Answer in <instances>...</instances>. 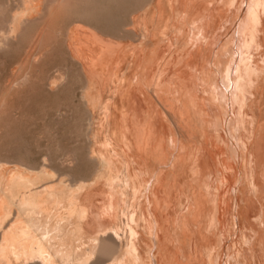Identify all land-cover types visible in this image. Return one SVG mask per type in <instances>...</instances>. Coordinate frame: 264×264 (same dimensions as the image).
Here are the masks:
<instances>
[{"label": "bare ground", "instance_id": "6f19581e", "mask_svg": "<svg viewBox=\"0 0 264 264\" xmlns=\"http://www.w3.org/2000/svg\"><path fill=\"white\" fill-rule=\"evenodd\" d=\"M69 1L70 0H23L22 2L26 5V9H25L26 11L31 10L33 13V12L40 11V9H41V11L43 10L42 16L39 14V17H37V18L41 17V19L43 20V16L45 17L46 13L48 14V16H46V17H49L47 19H51L55 14H57V15L59 14L56 12L61 11V10H59L61 8H62V10L64 8H67V11H68L69 7H67V6H69V4H72L73 1L75 3L76 0H71L72 1V2L70 1L71 3ZM78 1H80V0H78ZM82 1H80V4H84L85 0L83 2ZM93 1H96V0H93ZM97 1H96V3H97ZM103 1H105V0H103ZM103 1H100V2L103 3ZM206 1L207 0H148V2H147L145 0L146 3L142 4L144 6L141 5L142 7L139 8L141 13L140 14L137 13L138 15L132 14L131 17L132 16L133 17H132L131 21L129 20L130 21L129 23L124 24V25L121 24L123 26V29L122 30L120 29V30L121 31L124 30L125 33L123 32L124 33L123 36H127V38L126 37L123 38L125 40V41H123L124 42L123 44H121L120 40H119L120 42L118 43V39L122 34L117 35V33L114 32V34H112V36H110L111 33L108 32V33H110V35H108V33L106 32L107 33V35H106L104 33H101L100 30L97 31L98 29H96L97 28L96 25H95L96 26L95 27L94 24L89 22L90 24H92L90 27L89 26L90 24L89 25L86 24V22L88 23V21H91V20L87 21V18H88L87 16L86 17L81 16V15H83V13L85 11L82 12V14H80L79 17L81 16V19H83L82 17L86 18V19H84V20H86L85 24H86V26H89V27L84 28L81 26L80 27L75 26L73 29V32H71L70 36H68V32H67L66 36L63 35L65 37H67V36L69 37V38L67 37L66 41H68V39L70 41L69 45L72 46L71 56L73 57L72 60L75 59V61H74L75 63H77V61L80 62V61L84 60V58L86 57L85 54H87L88 59H90L89 56L91 57V56H97L98 55V53H96L95 55H92L94 53V52H92L93 50H91L92 54L89 53L88 51L84 52V51L78 50V48L76 47V44L78 42L76 43V41H78V39L80 37H82V38L84 37L85 40H87V42H91L93 44L92 47L94 46L96 50H99V51L101 50L102 52L100 51V53H103V49H105V50L108 49L109 51H111V54L113 53L114 55H116L115 57L113 56V58H115V59L117 58L116 61L122 60L123 59L122 57H124V56L131 55L130 57L134 58V60H132V61L135 62L136 66H139L143 60L146 62L145 63L146 66H145V69H143L144 71L142 73L143 74L142 80L136 79V82H137L136 87L135 86L132 87L133 84L131 85L130 84L131 82L127 81L129 83V85H131V88L128 87L129 89L126 91L124 89H122V90H124V92L120 96V100L122 102L121 114H118V111L120 110V108L118 106L119 100L113 101V99L111 100L109 97L108 98L104 97V92H105L106 88H108L107 90H109L110 86L107 85L108 87H105L106 86L105 85L104 86L105 89L103 91V82H102L103 80L100 81V79L103 77H100V79H99V78H97L98 76L95 77V74H94V77L88 75L89 80H87V79L86 80L89 82L85 81V82H87V84L88 83L90 84L91 88H89L87 90V92L84 94V96L82 95V99L84 100V105L86 106V111L88 112L89 115H92V119L94 120V123H95V124L93 123L94 125L92 124L93 120L90 122V125H93V126L92 127L90 126L92 128L90 130V131H92V140L90 141L91 146H90V155H89L90 160L94 161L95 162L94 164L96 165V172L94 169L95 175H93L94 178H91V179L87 178L86 180H83V181L81 180V182L80 181H74L73 183L71 180L70 183H66L65 180L62 178L63 177V174H62L61 180L59 178L60 181L57 183H54L55 181H53V179H56V178H52L53 177L52 176L53 170L48 171V170L44 169L46 167L41 168V170H39V168H38V170H37L36 166H34L35 168H33L30 166H27L26 165L27 163L24 164V166L26 165L25 167L23 166V163H22V167L15 165V166H12L11 168L5 169V170L3 169L4 167H0V264H27V263H29V264H63V263L64 264H87L90 261L91 262L89 264H149L145 261V258L143 256V251H142L143 248H141V244L143 242L144 235L140 232V230L136 229V227L138 225L135 227L134 224L135 225L138 224L139 221L141 223V219L143 216L144 221L146 223V225L144 224L145 229L147 228L149 230L150 235L153 236L154 231L156 230V226L158 225L159 229L162 230L164 232V234H166V236H167L166 238H168V234H169L168 232H170L169 231L170 228L167 224L162 225L161 221H163V219L161 217L162 215H160L159 210L161 207H163V204H165V202H167V200L170 199V195H169L168 199L166 198V195H167L166 189H167V191H168V189H170L169 191L171 192L172 189L175 188L172 185H171V188H167L169 183H170L169 181H171V179H172V177H170L169 175L173 174L172 172H174V171L179 172L180 170H183L184 165L186 167V163H187V165L191 164L190 162L188 163L186 161L192 155V153L190 152V150H191L190 147H192V146H188V145H190L189 142L187 144L182 139L181 133H183V131L178 130V129L177 130L179 132H177V130L176 131L174 130V132H176L175 136H177V137H174V135L172 136L171 135L172 133H171L170 137L171 136L172 137L170 139H166V140H167V144L174 147V151H176V149H178L179 153H175L173 151L174 153L171 154L170 153V152H172L171 150L169 152L167 151L169 154H171L170 158L167 157L168 160L164 159L167 156V154H166L167 152L164 153V151H163L164 155H162V152H161L162 150L160 151L161 156L166 155L164 158L160 157L159 156L160 154H157V153L155 154V152L158 151V148H160V146H161V149L164 148L163 142H165V138H166V137L165 138H163V137L159 138L160 140L156 138V140H155L154 137L156 136V134L154 136V132L156 131L155 130L156 125H155V123H153L154 121H152V124H150V121L152 120L150 118L151 117L150 110L156 111V113L158 114L159 111L155 110L156 108H155V105H153V104H154V102H156L155 104H158L157 103V101L159 100L158 97L161 98V96H159L160 95V93H159L158 97L156 96L158 100L153 102L154 96L152 98V96H151L152 94H150L152 92L149 91L152 89L148 88V87L152 86V85L150 86L151 80H152V83H154L153 79L157 75V72H160V78H161L160 83H161V87H162V86H167L168 82H171V81H169L170 78L173 79V77L175 78V76L177 77V75L180 74V70L182 69L183 65L185 66V64H186L189 68H191V70L193 71V74H194V79L191 78V82H188L187 88H189V89L187 92L192 93V97H193L192 99L195 102L194 103L195 105L193 106L195 108H193V107L192 108L194 110L196 109V111L202 115L204 121L202 120L200 114L196 115V117L200 116L201 121H203L207 124L209 130L216 132V134H218L220 137H222L220 135L221 133H225V135L227 137V141L229 140L230 142H232V139H231L232 136L230 137V134L232 132H234V130H232L233 129L232 125H234V126L239 125V129H243V128L245 129V123L248 121L250 126H249V129L248 128L247 129L249 130L250 136H252L251 138L252 139L254 138V139H253V142L251 141L250 145L245 144L246 152H248L247 155L249 154L250 160L252 162L256 163L257 165L264 163V123H262V121L264 119H262L263 118L262 113H261L262 115L259 113L257 114V115H260L259 118H257L256 113H255L257 108H260L259 106H261V105L257 104L256 109H255L254 106L256 104H254L253 107L250 104L252 102V99H253L252 103H254V102L256 103V101H257V103L264 102V96H262V94L264 93V81H262L263 79H260V78L264 77V0H221L219 3L217 0L218 4L217 5L215 4L216 5L215 7L210 8V9H212V10H209V11H211V14H208L207 16L205 15L206 11H208V9L206 10L207 6H205V5H207V4H205ZM209 2H210V7H211V4L214 6L212 0H210ZM92 3H94V2H92ZM24 4L21 3L20 5H18V8L20 9V7H22V6H24V8H25ZM98 4H99V2H98ZM75 5H76V7L79 6L78 2H76L74 4V7H75ZM94 7L96 9V7H98V6H94ZM137 7H139V6H137ZM88 8H89V6H88ZM90 8H91V6H90ZM21 9H23V8H21ZM79 9H81V8L73 9L74 12H72L73 10L72 11L70 10V11L72 13H75V12L77 13L76 10H78V12H79ZM45 11H46V13H45ZM12 13L13 12L11 11V14ZM60 13H62V11ZM85 13H84V15H86ZM67 14L69 15L71 13L68 12ZM75 14H73V15H75ZM91 14H92V12H91ZM1 15H3V14H1ZM23 15L26 16V14H23ZM57 15H55V16L60 17V15H62V14H59V16H57ZM88 15H90V14H88ZM18 16L19 15L17 14V16H15V17L13 16L14 19L12 18V21L14 20V26L12 27L13 31L15 29L17 30V28L19 27V23H20V19H21L20 18L21 13H20V16L19 17ZM25 16L21 20H25L26 19ZM30 16L31 15H29V17ZM65 16H63L62 18H64ZM67 16L65 19H68ZM56 17L55 18L53 17L51 20L52 21H53V19L57 20ZM75 17H77L78 22H79L80 18H78V14ZM8 18L10 19V15ZM34 18L36 19V17H34ZM70 18H72V17H70ZM47 19H45V21H47ZM179 19H180V21H179ZM26 20L28 21V23H32V21H33V19H32V21H31V19H30V21L28 19H26ZM56 20H55V24H56ZM58 20H60V18H58ZM76 20H75V22H77ZM27 21H26V24H28ZM40 21L37 19V22H39L40 25H42L43 23H45V24L47 23L44 21H42V23H41ZM72 21H73V18H72ZM81 21L83 22V20H81ZM5 22H6V24H5ZM9 22H7V20L4 21V23L2 24V25H4L3 27H5V25H7V23L10 24ZM63 22H64V20H63ZM63 22H61V23H63ZM22 23H24V25H21L22 27L23 26L27 27L30 25V24L25 25V22H22ZM35 23L36 22H34L33 24H35ZM61 23H60V26H61ZM79 23H77V24L79 25ZM12 24H13V22H12ZM37 24L38 23H36V26H37ZM82 24H84V23H82ZM82 24H80V25H82ZM44 25H42L43 28H45L47 26V25H45V27H44ZM32 26L33 25L31 24L30 27H32ZM92 26H93V28L94 27L95 28L92 29ZM22 27H21V30H23ZM190 27H192V29H193L192 30L193 34L195 36L200 37L199 41L197 43H193V42L189 43L186 40V39H188V40L191 39V38L187 37V34L188 33L190 34V32L187 33V30ZM7 28H8V25H7ZM39 28H41V26H39ZM43 28L41 30L42 32H40V33L38 32L39 30L37 29L38 30L37 31L38 36L36 35L37 38L34 36V38H36V39L33 38L34 40H36V41L40 40V42L42 41L41 38H42V35L44 34ZM49 28H50V26H49ZM49 28H48V30H49ZM55 28H57V27L55 26ZM45 29H47V27ZM62 29L64 30L62 32V34H63L66 31V29H64V26ZM5 30H8V29H6V27H5L4 31ZM25 30H28V29L26 28ZM48 30H46L47 33H48ZM116 30H118V29H116ZM59 31H60V29H59ZM59 31L57 33H52V34H58ZM111 31H114V30H111ZM176 31H178V34L175 33ZM1 32L3 34L2 36H4V38H2L0 35V37H1L0 40L2 39V41H4V43L2 41H0L1 46L3 45L2 47H6L8 45L7 43H6L7 45H5V42H6L5 40H7L9 37H12L13 35L15 36V34H17L14 32L15 34L12 33L13 34L12 36L8 35L7 36L8 38L5 39V37H6L5 32H7V31H5V32L1 31ZM17 32L21 33L19 31H17ZM26 33H27V31H26ZM115 33H116V35H115ZM174 33H175V35H173ZM21 34H23V32ZM62 34H61L60 38L62 37ZM113 35L116 36L117 43L115 42V38L113 37ZM47 37H49V36H47ZM16 38H18V37H16ZM52 38H53V36H52ZM65 39H64V41H65ZM192 39L194 40V38H192ZM192 39H191V41H192ZM34 40H32L33 46H34V42H36ZM81 41H84V40L81 39ZM38 43H39V41L36 43L37 47L40 46V45L38 46ZM84 43H85V41L82 42V44H84ZM82 44L80 42L81 46H82ZM194 44H195V47H194ZM85 45H88V44H85ZM85 45L82 47L85 48ZM2 47L0 48V50L2 49ZM32 47H31V51L35 50V49H32ZM41 47H40V50H41ZM67 47H68V45H67ZM37 49H39V48H37ZM87 49H88V47H87ZM89 50H90V48H89ZM29 51H30V49H29ZM38 52H40V51H38ZM70 52H71V50H70ZM106 52H108V51H106ZM27 53H29V52L27 51ZM30 53H33V52H30ZM67 53L69 54L68 56H70V53L69 52H67ZM35 54H32V55L30 54V55L33 56ZM30 55H29V57L27 55L28 60L30 58ZM103 56L105 57V55H103ZM103 56H101V57L103 58ZM108 58H109V56H108ZM33 59L35 61H37L35 58H33ZM115 59H113V60H115ZM96 60H98V58ZM105 60L107 61L108 59L105 58ZM124 60H123V63H124ZM129 60H130V58L127 61H129ZM183 61H185V63ZM25 62L26 61H24V63ZM86 62H84V63H86ZM109 62H111V60ZM120 62H122V61H120ZM120 62H119V64H120ZM26 63L24 64V66H26ZM29 63H30V61H29ZM72 63H73V61H72ZM94 63H93V66H94ZM98 63H100L99 60H98ZM91 64H92V62H91ZM110 64L109 65L111 68V67H113L112 65H114L115 62L114 63L112 62ZM83 65L84 64L82 61L81 66H83ZM130 65H132V64H130ZM87 66H88V63H87ZM89 66H91V65H89ZM101 66H104V64ZM119 66H121V65H119ZM85 68L88 70H91L90 68H87L86 65H85ZM101 68L102 67H99V69H100L99 72H102L103 68H102V70H101ZM115 68H116V66H115ZM124 68H125V66H124ZM124 68H121V69H124ZM114 69H110V71L112 72V70L114 71ZM132 69H133V66H132ZM132 69L130 68L129 72H131ZM82 70H83V67H82ZM128 70H129V67H128ZM137 70H139V69H137ZM96 71H98V70H96ZM96 71H94V72L96 73ZM121 71H123V70H121ZM83 72H84V70H83ZM86 72L87 71H85V73ZM88 72H90V71H88ZM85 73H84V75H86ZM121 73L124 74L123 72H121ZM125 73H126V71H125ZM115 74H117V73H115ZM137 74H138V71H137L136 75ZM108 75H110V73L108 74V72H107V76ZM133 75L134 74L132 73V76ZM102 76L109 78L103 74H102ZM118 76H119V78L121 77V75H118ZM118 76L115 78L114 74H113L114 79H117ZM127 76L125 74L126 78H128ZM82 77H84V76H82ZM113 77H110V78H113ZM130 77H131V75H130ZM20 78H21V75H20ZM19 79L17 78V80H19ZM131 79L132 78H130V81H131ZM23 80H24V78H23ZM180 80H182V79H179V82H181V84H184V82L182 83L183 80L182 81H180ZM13 81H15V80H13ZM107 81H109V80H107ZM187 81L188 80L186 79V82ZM16 82L17 83H15V84H18V81H16ZM20 82L21 81H19V83ZM175 82H178L177 79L175 80ZM24 83H26V82H24ZM50 83H51V81H50ZM120 83H121V81H120ZM144 83L146 84V88H147V91L145 92L146 93L145 96H146V99L148 100V101H146L144 99L145 100L144 103L147 102L146 104H149L148 107L147 106L145 107L137 96V94L139 93V92L137 93V90L138 91H140V90L144 91L143 90L145 88ZM156 83H157V81H156ZM171 83H174V79L172 80ZM171 83H169V84L172 85ZM11 84H12V82H11ZM134 84H135V82H134ZM159 84H157V86ZM186 84H184V85H186ZM9 85H10V83H9ZM9 85H8V87H9ZM18 85H20V84H18ZM18 85H16V87ZM120 85H122V84H120ZM123 85H124V82H123ZM170 85H169V87H170ZM176 85L178 86V83L175 84L174 87ZM12 86H11V88L13 89L15 86H13V87ZM84 86H85V84L82 85V87H84ZM90 86L87 85L86 89H87V87H90ZM115 86H113V87H115ZM8 87H7V89L10 88V87L9 88ZM173 88H171L172 92L174 90ZM178 88L182 89V87H178ZM12 89L10 91H12ZM111 89H112V85H111ZM125 89H126V87H125ZM155 89H156V87H155ZM157 89H158V87H157ZM157 89H156V94L154 93L155 95L158 94ZM183 89H186V88L183 87ZM4 90H6V89H4ZM82 90H83V88H82ZM122 90H121V92H122ZM164 90H167V89H164ZM189 90H190V92H189ZM84 91H83V93H84ZM116 91H117V89H116ZM168 91L169 90H167L166 93ZM177 91H176V94L178 93ZM119 92H117V93H119ZM161 92L163 95V91H161ZM181 92H182V90L179 91L180 95H183L184 93L181 94ZM187 92L185 90V93H187ZM166 93H165V95H166ZM105 94H106V92H105ZM108 94H106V95H108ZM139 94H141V93H139ZM169 94H170V91H169ZM172 94L174 96V93H172ZM110 95H112V94H110ZM3 96H5V94ZM145 96L143 98H145ZM168 96H166V97L170 99L171 96H169V97ZM173 96H172V98H173ZM176 96H178V95H176ZM4 98H6V97H4ZM175 98H177V97H175ZM175 98H174V100H175ZM179 98H181V96ZM187 98L189 99V96ZM162 99H163V97H162ZM165 99L166 98L164 97V99H163L164 104L168 105L169 102L167 101L168 103H166V100H168V99H166V100ZM125 101H128L129 104H132L134 106L133 112L131 111L134 114L133 115L131 113V115L133 116L132 118H134L133 119L134 121L131 123L133 126L136 125L137 127H133V128L130 127V126H132L129 124V122L131 121V117L129 120L128 119L129 117H127V115H126V114H129V109L127 111L128 113L124 112V108L128 107V106L124 107ZM160 101H162V100L160 99ZM181 101H184V100H181ZM172 102H171V104H174ZM180 102L178 101V103H180ZM189 102H191V101H189ZM150 103H151V105H150ZM160 103H163V102H160ZM176 103H177V101H176ZM184 104H186V103H184ZM175 105H176V107H179L181 105V103H180V105L179 104H175ZM250 105H251V111H247V109L250 107ZM0 106H2V105H0ZM150 106L153 107V109H151ZM173 107H175V106H173ZM182 108L183 107H181V109ZM253 108L255 111L253 110ZM161 109H162L161 112H163V109H165V107H163V108L161 107ZM186 109L184 111L182 110L183 113L185 111L188 112L189 108L187 110ZM167 110H170V108H168ZM177 110H178V108H177ZM125 111H126V109H125ZM170 111L169 112L172 114V106H171ZM179 111H181V110H178V112ZM189 111H191V110H189ZM196 111H194L193 113H195ZM262 111H263V109H262ZM187 112H185L184 114H186ZM179 113H181V112H179ZM157 114H155V115H157ZM164 114H165V112H164ZM233 114L235 115V118L233 117ZM159 115L160 114H158V116ZM172 115H175V114L173 113ZM167 116H168V114H167ZM189 116H190V114H189ZM164 117H165V115H164ZM179 117H182V116H179ZM188 117H186L184 115L183 119L182 118L181 119L186 121L185 118H188ZM260 117H262V118H260ZM156 118H158V117H156ZM176 118H175L174 124L178 123V122H176V121H178V120H176ZM188 119H187V121H189L191 119L193 120V117L189 120ZM236 119H237V122H236ZM153 120H154V117H153ZM167 122H170L169 119ZM186 122H184V121L182 122V123H184L183 124L184 127H185ZM191 122L189 124H191ZM182 123H178L179 127L181 126ZM198 123H199V121H198ZM189 124H187L189 127L187 125L186 126H187V128H189V133H191V134H189L190 136H188L187 139L192 138L191 135L193 132H192V129L190 131V128L195 123L194 124L192 123V125H189ZM206 124H203V126ZM159 126L160 125L158 124V127ZM161 126H160V128H161ZM165 126H166V123H165ZM167 126H169V125H167ZM201 126H202V124H201ZM197 127H199V126L197 125ZM100 129H101V132H100ZM198 129L199 128H197V130ZM235 129H237V127ZM184 130L188 132V129H184ZM90 131H89V133H90ZM167 131H168V129H167ZM172 131H173V129H172ZM199 131L203 132V130L202 131L201 130L195 131V135H193V137L196 136L197 139H198V137L200 138V136H197V133H196V132L199 133ZM170 132H171V130H170ZM170 132H168V133H170ZM187 132H185V133H187ZM89 133H87V135ZM143 133L146 136V137H144L145 139H142L141 137H139L140 135L142 136ZM168 133H167V136L169 138ZM201 134L199 133V135H201ZM133 135H136L135 137H137L139 139L141 138L140 139L141 141L147 140L145 142L146 144L144 146L145 149L140 147V146H142V144L140 145V143H138L139 141H137V140L135 141V143L137 142L136 144L139 145L140 149L141 148L144 149V150H142L143 152H141V151L137 152L136 153L137 156L135 153L133 154V152L135 151V148H137L138 146L136 147V145H133L134 146V148H133L134 150H133L132 145H131V141H130L131 136H132V138L135 139V137ZM225 135H223V136H225ZM248 135H246V136L248 137ZM90 136H91V133H90ZM205 136L207 138L208 135H205ZM185 137H187V134ZM177 138H178V140H176ZM208 138H210V137H208ZM193 139H190V140H193ZM224 139H221V140H224ZM129 141H130V143H129ZM155 141H157V142H155ZM194 141H195V139H194ZM198 141H202V140H198ZM118 142L120 143V145L123 144L122 146H125V148L128 149L129 152H127V150H125L127 155H129L130 158H131V155H133L132 159H134L133 162L130 161L129 159H126V158L123 159V165H122L121 173H120L121 177L116 176V174L114 173V172L117 173V170L113 171L114 164H113L112 158H119V156L116 155V153H115V152L119 151L116 147ZM214 143L215 142L212 141L211 145H210V141L208 139H205L202 142V144H200V142L196 141V144H198V145L200 144L201 146H200V148H198L199 146L198 147L196 146L198 148V151H197V153L194 152V154H193L194 159L191 158V160L193 159L192 167H194L196 170L199 171V175H200V176L198 175L200 177L199 182L200 183H201V181L204 182V184H206V186L209 190V193L211 194L210 203L206 199L207 195L204 194V191L203 192L202 191L196 192L194 194L191 193L192 197H190L191 198V200H190V198H188V197L191 194L190 195L188 194L189 195L188 197L185 196V194L183 192L186 193L187 191H186V189L181 187V188H183L182 194H184L185 200H186V197L188 198L187 199L188 200V202H187L188 203V206H187L188 212L184 213L185 214L184 217H183V215H181L179 217L175 216L176 218H174L175 219L174 222H176V224H177V229H180V233L178 232V230H176L177 233H175L174 237L172 236L173 237V239H172L173 244L172 245L177 244V246L179 247L178 249L180 250L179 253L182 250H184V247H186L187 244H190L191 247H193L194 252H195V256H196V261H195V258L193 256V258H194L193 261H195V262H193L192 259H190L189 260L190 264H195L196 262L200 263V261H202V264H217V261H218L217 256L219 254L217 245H218L219 241H220L219 244H221L223 242V245L221 246V252L223 253V255L226 254L225 249H226L227 244H228V242H226L227 244L225 243V240L219 239V241H218V238L214 239V237H212L213 236L212 234H209L210 236L212 235L211 236L212 239L211 240L209 239L210 243H208V240L206 243L204 241L201 242V240L199 241L200 236H198L199 237V239L197 238L198 240H195L196 238H192L194 233H193L192 237L190 235L191 233H188V231L190 230L189 229L190 223L193 224L195 222V220L198 223L200 218L202 221V219H203L202 217L205 216L204 215L205 213H206V217L208 216L207 215L208 214V208L207 207L211 206V208H212L211 210H213L211 220H214L215 223H216V220H218L219 223H220V221L221 222L223 221V216L219 217L217 215V213H218L217 210H218V208H220V206L223 202L227 203L228 202L227 200H229V199L224 197V193L220 190L218 183H217L218 185H214V184L212 185V184H210L209 180H210L211 174L212 175L215 174V176H216L215 178H217L216 173H218V175H219L218 181L222 184V186L228 185L229 182H231V181L226 176V172L228 170H230L231 166H229V162H228V160L230 158L229 159L227 158L228 160L225 158L226 151H224V149H221V147L219 149L216 148V150H214V147L216 146V145L214 146ZM224 143H225V145H227V147H229L227 142H224ZM192 144H194V143H191V145ZM194 146H195V144H194ZM139 147H138V149H139ZM196 147H195V149H196ZM222 147L225 148L224 146H222ZM154 148L157 149V151L153 152ZM192 151H193V149H192ZM144 152H146L147 154ZM88 153H89V151H88ZM134 155L136 157H134ZM229 156H230V154H229ZM244 159H245V157H244ZM145 163H147V164H145ZM148 164L150 165V168H148ZM19 165H21V164H19ZM2 166H4V165H2ZM136 166H138L139 169L135 168ZM5 167H6V165H5ZM170 167L173 169V170L171 169L172 171L170 170L171 173L169 172ZM195 169H192V170L195 171ZM233 169H236V168L234 167ZM167 171L169 172L168 173L169 175L167 174ZM235 171L238 172V168ZM182 172L184 173V171H182ZM237 172H236V174H237ZM138 173L145 174V176H143L144 178L142 177V174H141V178H143L142 180L140 179V174H138ZM183 173H180V174L176 173L177 175L175 174V177H178V175H179V177L181 179L180 175L182 174V176H183L182 178H184ZM195 173H196V171L194 173H192V175L194 174V178H197L198 176L196 177ZM53 174H55V173H53ZM168 177L171 179H169ZM175 177H173V178H175ZM207 178H209V180H207ZM131 179H133L135 181V183H137L141 188L140 191L137 192L136 194H134L131 191V189H128L129 184H132V182L130 181ZM168 179H169V181H168ZM186 179H188V178H186ZM191 179L192 178L190 176V180ZM101 180H103V182ZM174 180H175V183H177L176 179H174ZM235 180H233V181H235ZM50 181H53V182L51 183ZM186 181L188 182L189 180H186ZM192 181H194V180H192ZM214 181H215V179H214ZM67 182H68V180H67ZM191 183H193V182H191ZM196 183H195V185L198 184V183L197 184ZM211 183H212V181H211ZM234 183H237V182L235 181ZM259 183H260L259 180L258 181L256 180V185ZM183 184H184V182H183ZM183 184L181 185V183H180L179 185L184 186ZM117 185L121 186L122 189H123V185H124L127 189L124 190V192H121L122 189L118 190ZM165 186H167V187L165 190H163V188ZM174 186H176V184H174ZM191 186L193 187L194 185L192 184ZM201 186L202 185H200V187ZM177 187H178V184H177ZM249 187H251V186H249ZM105 188H106V190H105ZM188 188H189V186H188ZM230 188H231V186H230ZM192 189H194V188H192ZM181 190H180V193H181ZM163 191H165L166 195H163L164 194ZM105 192L106 193L109 192L108 194H110L107 212L110 213V215L114 214V217H116V218L118 217L119 219L122 218L121 216H120L121 217L120 218L119 215H123V217L125 216L126 220H124L123 218H122L123 220L121 219V221H123V225H121L122 222L119 223L120 225H112L110 223L109 224L105 223V221H107L108 219L103 220L101 222L100 218L102 219V216L100 214V211H99L100 209L98 206H100L99 203H101V206H102V201L104 198L103 195L105 194ZM225 192H226V188H225ZM143 193H145V196H142ZM172 193H173V191H172ZM123 195H124V199H122ZM228 196H229V194H228ZM208 197H210V196L208 195ZM141 198H142V200H140ZM171 198L173 199V196H171ZM132 199H133V201H132ZM172 199H171V201H172ZM238 199H239V197H238ZM137 201H139L140 213L138 211V208H136L137 207L136 206ZM175 201H176V199H175ZM179 201L181 202V200H179ZM236 202H237V199H236ZM183 204H184V202H183ZM185 205H186V203H185ZM185 205H184V208H185ZM129 207H131L133 209L130 211ZM252 207H253V205H252ZM175 208H177V207H175ZM175 208H173V209H175ZM161 211H163V210H161ZM177 211H178V208H177ZM177 211H176V214H178ZM180 211H183V210L181 209ZM183 212H182V214H183ZM229 212H230V208L228 207L226 213L229 214ZM147 213H148V215H147ZM180 214H181V212H180ZM104 216H106V215H104ZM248 216H250V215H248ZM114 217H113V219H114ZM189 217H192V219L194 221ZM208 217H211V216L209 215ZM225 217H227V216L225 215ZM163 218H165V217H163ZM189 219H190V221H189ZM191 220H192V222H191ZM119 222H120V220H119ZM209 223H210V220H209ZM198 225H200V224H198ZM193 226H194V224L191 227L192 229H193ZM212 226H214V225H212ZM220 227H221V225H220ZM225 227H227V225ZM262 227H264V226H262ZM192 229L190 230V232L192 231ZM222 229H223V227H222ZM226 230H225V232H226ZM209 231H208V233H209ZM198 232L201 233L202 231L201 232L198 231ZM159 233H158L157 237H159L158 238L159 242H162L163 238H164V234L161 235ZM256 234H258V233H256ZM224 235L225 234L222 235V238ZM217 236H219V235H217ZM172 237L170 234L169 238H172ZM204 237H205V233H204ZM224 239H227V238L225 237ZM253 244H255V243L253 242ZM151 245L152 244H150V252L153 249V247H151ZM175 246L176 245H174V247ZM142 247H143V245H142ZM147 247H149V245ZM191 247L189 250L192 251ZM253 248H252V250H253ZM148 252L149 251H147V253ZM179 253H178V255H179ZM223 255H222V257H223ZM63 258H64V260H60ZM93 258H94V260H92ZM178 258H177V260H178ZM153 263H154V260H153ZM150 264H151V262H150Z\"/></svg>", "mask_w": 264, "mask_h": 264}, {"label": "rangeland", "instance_id": "374dc122", "mask_svg": "<svg viewBox=\"0 0 264 264\" xmlns=\"http://www.w3.org/2000/svg\"><path fill=\"white\" fill-rule=\"evenodd\" d=\"M22 1L23 0H0V35H1V37L4 38V36H2L3 34H2L1 31H3V32L7 31V32H5V34H6L5 35L6 36L5 39L8 38L7 37L8 35L12 36L13 35L12 33H14V32L17 33V34L14 33L15 36L13 35L12 37H9L7 40L4 39L6 41L5 42V45L8 44L6 47H2L3 45L1 46V44H0V48L2 47V49L0 50V98L2 100L4 99L3 101L0 99L2 101V102L0 101V105H2V106H0L1 107L0 108V165H1L0 167H4L3 168L4 170L5 169H9V168H11L12 166H15V165L22 167V163H23V166L26 163H27L26 164L27 166H30V167H33V168H35L34 166H36L37 170H38V168H39V170H41V168L46 167L44 169H46L48 171L49 170L50 171L53 170L52 172L55 173V174L52 173V176H53L52 178H56V179H53V181H55L54 183H57V182H59L61 180L62 174H63V177L62 178L65 180L66 183H70L71 180H72V183H73L74 181H80L81 182V180L83 181V180H86L87 178L88 179L94 178L93 175H95V172H96V165L94 164L95 163L94 161L90 160L89 155H90V146H91V142L90 141L92 140V131H90V130L92 129L91 127L95 123H94V120L92 119V115H89L88 112L86 111V106L84 105V100L82 99V95L84 96V94L87 92V90L89 88H91L90 84L89 83L87 84V82H89V81H87V80H89L88 77L89 76L94 77V74H95V77L98 76L97 78H99V79H100V77H103V78L100 79V81L103 80L102 81L103 82V91H104L105 87L110 86L109 87V90H107L108 88H106V90L108 92L105 90L106 94H108V93L109 94L106 95L105 92H104V97H106V98L109 97L111 100L113 99V101H118L119 100L118 101L119 102L118 103V106H119L120 110L118 111V114H121V111H122L121 110L122 109L121 108L122 102L120 100V96L124 92V90L126 91L129 88H131V85L132 84H133L132 87L133 86L136 87V84H137L136 79H141L142 80V76H143L142 73L144 71L143 69H145V66H146L145 63L146 62L143 60L142 61L143 64L140 63L141 66L140 65L139 66H136L135 65V62L132 61V60H134V58H131L130 57L131 55L124 56V57H122L123 59L121 58L122 60H117L116 61L117 58L116 59L113 58V56L115 57L116 55H114L113 53L111 54V51H109L108 49L107 50L103 49V53H100L101 50L100 51L99 50H96L94 46L92 47L93 44L91 42H87V40H85L84 37H83L84 39L82 37H80L78 39V41H76V43L77 42L78 43L77 44L75 43L76 44V47L78 48V50L84 51V52L85 51H88L91 54H92V52H94L92 55H95L96 53H98V55H99V56L97 55V56H91V57L89 56V58L91 59L90 60V59H88L87 54H85L86 57L84 58V60H82L84 65L81 66L82 65V61H80V62L77 61V63H75L74 62L75 59L72 60V58H73L71 56V54H72V46L69 45L70 44L69 39H68V41H66V40H67V37L71 35V32H73V29H74L75 26H79V27L81 26V27H84V28L86 27L87 28L89 26L91 27V25L94 24V26L95 25L97 26V28H96V29H98L97 31L100 30L101 33H104L106 35H107L108 32L111 33V35H110V33H108V35H110V36H112V34H114V32H116L117 35L118 34H122L120 37L118 36L119 37L118 43L121 41V44H123L124 43L123 41H125L123 38H125V37L127 38V36H123L124 33H125V31L124 30L121 31L123 29V26L121 24L124 25V24L129 23L132 20V17H133V16L131 17L132 14H134V15H136L137 13L140 14L141 11L139 10V8H141L142 6H144L142 4H145L146 2H145V0H143V1L142 0H105V1H103V0H98L97 1L96 0L97 1V3H96V1L91 0L92 2H94V3H92L90 0H87V1L86 0L85 1L83 0L84 1V4H80V1H82V0H80V1L76 0L75 3L78 2L79 6L76 7V5H75V7H74V4L75 3L73 1L74 4L72 3V4H69V6H67V7H69V10L68 11H67V8H64L65 10L64 9L62 10V8H61L59 10H61L62 13H60L61 11H59V12L57 11L56 12V13L62 14V15H60V17H56L55 15H57V14H55L53 16L54 18L55 17L57 18V20L55 19L56 20V24H57L56 25L55 24V20L54 19H53V21L51 20L53 17L51 19H47L49 17H46V16H48V14L46 13V11H45V13H46V16L45 17L46 18L43 16V20L41 19V17L40 18H37V17H39V14L42 16V13H43L42 11L43 10L41 11V9H40V11L33 12V13H32L31 10H29V11L27 10L28 11L27 12L25 10L26 9V5ZM100 1H103V3L100 2ZM146 1L148 2V0H146ZM209 1L210 0H207L205 2V4H207V5H205V6H207L206 10L208 9V11H206V14H205L206 16L208 14H211V11H209V10H212V9H210V8L215 7L221 0H218V3H217V0H212L214 6L211 4V7H210V2ZM20 2L25 5V8H24V6H22V7L19 6L20 9L18 8V5L21 4ZM98 2H99V4H98ZM88 6H89V8H88ZM90 6H91V8H90ZM94 6H98V7H96V9H95ZM137 6H139V7H137ZM71 7L73 9H77V8H81V9H79V12H78V10H76L77 13L75 12L76 13L75 14V13H72V12H74V10ZM21 8H23L24 10L21 9ZM89 10L92 12V14H91V12ZM11 11L13 12L12 14H11ZM68 12H70L71 14L68 15L67 14ZM82 12H84L86 15H84V13H83V15H81V16H84V17L87 16L88 17L87 18V21L88 20H91V21H88V23L86 22V24H88V25L90 23H92L89 26H86V24H85V21L86 20H84V19H86V18L82 17L83 19H81V16L79 17V15L82 14ZM20 13H21V16H20ZM1 14H3V15H1ZM8 14L10 15V19L8 18L9 17ZM17 14L20 16L21 19H23V17L25 16L23 14H26L25 18L28 19L29 21H30V19H31V21L33 19L34 22L38 23L37 26H36V23L33 24L34 23L33 21H32V23H28V21L24 18L25 20H21L20 19L19 27L17 28V30L15 29L13 31L12 27L14 26V20L12 21V18H13V16L14 17L17 16ZM59 14L57 16H59ZM64 14L66 16L68 15L67 17H68L69 20L68 19H65L66 16ZM73 14H75V15H73ZM77 14H78V18H80V20H79L80 23L78 22L77 17H75ZM88 14H90V15H88ZM29 15H31V16L29 17ZM63 16H65V17L62 18ZM34 17H36V19ZM70 17L73 18V21H72V18H70ZM58 18H60V20H58ZM37 19L39 21L41 20L40 21L41 23H42V21L47 22L46 24L45 23L42 24V25H44V24L47 25L46 26L47 29H45L46 28L45 25H44L45 28H43L42 25H40V23L37 22ZM45 19H47V21H45ZM62 19L64 20V22H63ZM3 20L4 21L7 20V22L10 21L9 22L10 24L7 23L8 28H7V25H5L6 29H8V30H5L4 31L5 27H3L4 25H2L4 23ZM75 20L77 22H75ZM81 20H83V22ZM11 21L13 22V24H12ZM26 21H27L28 24H30V25L32 24L34 27L33 26L30 27V25L27 26V27L26 26L25 27L24 26L22 27L21 25H24V23H22V22H25V25H28V24H26ZM179 21H180V19H179ZM61 22H63V23H61ZM60 23H61V26H60ZM77 23H79V25ZM82 23H84V24H82ZM5 24H6V22H5ZM80 24H82V25H80ZM54 25L57 28H55ZM39 26H41V28H39ZM49 26H50V28H49ZM63 26H64V29H66V31L64 32L65 34L64 33L62 34V32L64 31L62 29ZM21 27L23 28V30H21ZM26 28L28 30H25ZM42 28L45 31L43 30L44 34L42 35V38H41L42 41L40 42V40H38L39 41L38 46L39 45L40 46L37 47L36 43L38 41H36L34 39L37 38L36 35H37V31L38 30H39L38 31L39 33L42 32L41 31ZM48 28H49V30H48ZM94 28L92 26V29H94ZM59 29H60V31H59ZM116 29H118V30H116ZM46 30H48V33H47ZM111 30H114V31H111ZM192 30H193L192 27L188 28L187 33L190 32V34L188 33L187 34V37L188 38H191V39L194 38V40L193 39H192V41H191V39H189V40L186 39V40L189 43L190 42L191 43L192 42L193 43H197L199 41V38L200 37L199 36H195L193 34V31ZM17 31H19L21 33L23 32V34L18 33ZM26 31H27V33H26ZM58 31H59L60 34L59 33L58 34H52V33H57ZM67 32H68V36L65 37L67 35ZM116 33H115V35H116ZM175 33L178 34V31H176ZM175 33L173 35H175ZM61 34H62V37L60 38ZM63 35H65V36H63ZM115 35H113V37L115 38V42L117 43V40H116L117 38H116ZM34 36L36 38H34ZM47 36H49V37H47ZM52 36H53V38H52ZM16 37H18V38H16ZM64 39H65V41H64ZM81 39L85 41L84 44H82V42H84V41H81ZM32 40L36 41V42L33 41L34 42V46L32 45ZM0 41H2V39ZM2 42L4 43V41H2ZM80 42H81L82 46H84L85 44H88V45L90 44L91 46L90 45L89 46L88 45H85V48H83L80 45ZM67 45H68V47H67ZM30 46L31 47L33 46L32 49H35V50H32L31 51V47ZM36 47L39 48V49H37ZM40 47H41V50H40ZM87 47H88V49H87ZM194 47H195V44H194ZM89 48H90V50H89ZM29 49H30V51H29ZM70 50H71V52H70ZM91 50H93V51L91 52ZM27 51L29 53H27ZM38 51H40V52H38ZM106 51H108L109 53L106 52ZM30 52H33V53H30ZM67 52L70 53V56H68L69 54ZM30 54L31 55L32 54H35V55L31 56ZM27 55H28V57L30 55L29 60H28ZM103 55H105V57ZM101 56H103V58ZM108 56H109V58H108ZM33 58H35L37 61H35ZM97 58L100 61V63H98V60H96ZM105 58L108 59V60L106 61ZM129 58H130V60L127 61ZM113 59H115V60H113ZM110 60H111V62H109ZM123 60H124V63H123ZM24 61L27 62V63L25 62L26 63V66H24V64H25ZM29 61H30V63H29ZM72 61H73V63H72ZM120 61H122V62H120ZM84 62H86V63H84ZM91 62H92V64H91ZM112 62L113 63L115 62L114 65L116 66V68L118 67L117 69L115 68L114 65H112L113 67L110 68V65H111L110 63H112ZM119 62H120V64H119ZM183 62L185 63V61H183ZM87 63H88V66H87ZM93 63H94V66H93ZM103 64H104V66H101ZM130 64H132V65H130ZM85 65H86L87 68H90L91 70L86 69L85 68ZM89 65H91V66H89ZM119 65H121V66H119ZM123 65L125 66V68H124ZM132 66H133V69H132ZM82 67H83L84 72L82 70ZM99 67H102L103 68V70L101 68L102 72H99V70H100ZM128 67H129V70H128ZM121 68H124V69H121ZM130 68L132 69L131 72H129L130 71ZM110 69H114V71L112 70V72H111ZM137 69H139L140 71L137 70ZM93 70L94 71L98 70V71H96V73H95ZM121 70H123V71H121ZM136 70L138 71V74H137L138 76L136 75V73H137ZM85 71H87V72L90 71V72H88V73L86 72L85 73ZM125 71H126V73H125ZM107 72H108V74L110 73V75L107 76ZM114 72L117 73V74H115ZM121 72H123L124 74H122ZM84 73L87 76L84 75ZM132 73L134 74L133 76H132ZM102 74L103 75H106L109 78H106L105 76H102ZM113 74H114V77L115 78L118 75H121V77L119 78V76H118V78H117L118 80L117 79H114ZM125 74H126V76L128 75L127 76L128 78L131 75V77H130V78H132L131 81H130V78L128 79V78L125 77ZM20 75H21V78H20ZM82 76H84V77H82ZM110 77H113V78H110ZM17 78L18 79L20 78V79L17 80ZM23 78H24V80H23ZM178 78L183 80V81L180 80V81H182V83L184 82V84H186V83L187 84L186 85L181 84V82H179V79ZM191 78L194 79L193 71L191 70V68H189L185 64V66L183 65L182 69L180 70V74L177 75V77L175 76V78L173 77L174 83H171L173 79L170 78L169 81H171V82H168V85L167 86H162L161 87V83H160V79H161L160 78V72H157V75L153 79V82L154 83H152V80H151L150 86L151 85L152 86L151 87H148V88H151L152 89V90H149V91L152 92V93H150V94H152L151 95L152 98L154 96V99L155 100L153 99V102L154 101H157L159 99L157 101L158 104H155L156 102H154L153 105H155V108H156L155 110L159 111L158 114L161 115V116L160 115L158 116V114L156 113V111L150 110V115H151L150 118L152 119V120L150 119L151 120L150 121V124H152V121H154L153 123H155V125H156L155 126V128H156L155 130L156 131L154 132V136H155V134H156V136L154 138L156 140V138L159 139V138H162V137L163 138L166 137L165 138V142H163V147L164 148L161 149V146H160V148H158V151L160 152L162 150L161 151L162 152V155H164V153H166L167 151L169 152L170 150L172 151V152H170L171 154L174 153V152L175 153H179V150L175 148L176 151H174V147L168 145L167 144V140H166V139H170L173 135H174V137H177V136H175V133L176 132H174V130L176 131L177 129L183 131V133H181L182 139L187 144L189 142L190 145H188V146H192L193 148L190 147V149H191L190 152L192 153V155L189 158L190 160L188 159L186 161L188 163L190 162L191 164L187 165V163H186V167L184 165V169L185 170L183 169V170H180L179 172L178 171L177 172L174 171V172H172L173 174H170V175L168 173L169 172L171 173V171L173 169L170 167L169 168V172L167 171V174L170 177H172V179L168 177L169 179H171V181H169V179H168V181L170 183H169L168 187L165 186L163 188V190H165L166 187L167 188H171V185L176 188L175 189V188L172 187L173 188L172 189L173 193H172V191L171 192L169 191L170 189H168V191L166 189L167 195L165 194V191H163L164 192L163 195H166V198L167 199L169 198V195H170V199H168L167 202H165V204H163V207H161L160 210H159L160 215H162L161 217L163 219V221H161L162 222V225H166L167 224L169 226V228H170L169 231L171 233L168 232L169 233L168 234V238H166L167 237L166 234H164V232L159 229L158 225L156 226V230L154 231L153 236L150 235L149 230L147 228L145 229L146 223L144 221V217L143 216H142V219H141V223L139 221L138 224H136V225L134 224L135 227L138 225L137 226L138 228L136 227V229L137 230H140V232L144 235V239H143V242L141 244V248H143L142 249L143 256L145 258V261L147 263H149V264H150V262H151V264H159V263L160 264H190L189 263V260L192 259V261H193L194 258H195V261H196V256H195L194 249H193V247H191L190 244H187L186 247H184V250L181 251L182 253L180 252L181 254L179 253L180 250L178 249L179 247L177 246V244H174V245H176L175 247H174V245H172L173 244L172 239H173L175 233H177L176 230H178V232L180 233V229H177V224H176V222H174L175 221L174 218L179 217L181 215H183V217H184V215H185L184 213L188 212L187 211L188 210V207H187L188 206V203H187L188 200L187 199L190 198V197H192V194L191 193L194 194L196 192H200V191L203 192L204 191V194L207 195L206 196L207 197L206 199L210 203L211 194L209 193V190H208L206 184H204V182H202V181H201V183L199 182V180H200L199 179L200 178L199 177L200 176L199 175V171L196 170L194 167H192L193 159H194V157H193L194 152L197 153L198 148H200V146H201L200 144H202V142L205 139H208L210 141V145H211V142L212 141L216 143V144L214 143V146L216 145L217 147L215 146L214 147V150H216V148L219 149L221 147V149H224V151H226L225 158L226 159L227 158L228 159L230 158L229 159L230 161L228 159L227 160L229 162V166H231V167H230V170H228L226 172V176L231 181L228 184L229 186L228 185H226V186L223 185L224 187L222 186V184L218 181V178H219L218 173H216L217 178H215L216 177L215 174H213L214 176L211 174L210 180H209V178H207V180L210 181V184H212V185L213 184L214 185H218L219 184V188L224 193V197L225 198H228L229 200L226 199L228 202L227 203L223 202L221 204L220 208H218V210H217V212H218L217 215L219 217H222L223 216V221L222 222L220 221V223H219V221L216 220V223H215L214 220H211L212 219L213 210H211L212 208L209 205L210 207H207L208 208V214L207 215L208 216L210 215L211 217H208V216L206 217V213H205L204 214L205 216L202 217L203 218L202 219L203 222L201 221V218H200V220L198 219L199 221L197 220L198 223L195 220V222L193 223L194 224L193 229L191 228L193 224L190 223L189 229L190 230L192 229L193 232L192 231L190 232V230H189L188 233H191L190 234L191 237H192V235L194 233V235H193L192 238H196L195 240H198L199 239L198 236H200L199 241L201 240V242L204 241V242L207 243V240H208V243H210V240L212 239L211 238L212 235H213L212 237H214V239L215 238H218V241L220 239V240H225V243L228 242V244L226 243L227 244V247L225 249L226 250L225 251L226 254L223 255V253L221 252V246L223 245V242L221 244H219L220 243V241H219V243L217 245L218 251H219V254L217 256V260H218L217 261V264H264V227H262V226H264V216H263L264 215V187H263L264 186V163L263 164L261 163V164H258L257 165L256 163H254V162H252L250 160L249 154L247 155L248 152H246V146H245V144H249L250 145L251 144V141L253 142V139H254V138L252 139L251 138L252 136H250V134H249V130L248 129H249L250 124L247 121L245 123V129L244 128L243 129H239V125L238 126L237 125L236 126L232 125V128H233L232 130H234V132H232L230 134V137L232 136L231 139H232V142L233 143L230 142L229 140L227 141V137H226L225 133H221L220 135L222 137H220L218 134H216V132H213V131L209 130L207 124L205 122H203L204 120H203L202 115L199 112H197L196 109L195 110L193 109V108H195V107H193L195 105L194 104L195 102L192 99L193 98L192 97V93L190 92V90H189L190 93L187 92L188 89H189V88H187L188 82H191ZM176 79H177L178 82H175ZM186 79L188 80L187 82H186ZM260 79H263L262 81H264V77L263 78H260ZM13 80H15V81H13ZM107 80H109V81H107ZM16 81H18V84H20V85L15 84V83H17ZM19 81H21V82L19 83ZM50 81H51V83H50ZM85 81H87V82H85ZM120 81H121V83H120ZM127 81L131 82L130 83L131 85H129V83ZM156 81H157V83H156ZM11 82H12V84H11ZM24 82H26V83H24ZM123 82H124V85H123ZM134 82H135V84H134ZM9 83H10V85H9ZM169 83H171L172 85H170ZM177 83H178V86L176 85L175 86L176 88H175L174 85L177 84ZM84 84H85V86L82 87V85H84ZM120 84H122V85H120ZM157 84H159L160 86L159 85L157 86ZM8 85H9L10 88L8 87ZM12 85L15 86L13 89L11 88ZM16 85H18V86L16 87ZM87 85L90 86V87H87V89H86V86ZM111 85H112V89H111ZM169 85H170V87L172 86L171 88L174 87L173 88L174 89L173 92H172L171 88L169 87ZM113 86H115V87H113ZM7 87L9 89H7ZM81 87L83 88V90H82ZM125 87H126V89H125ZM144 87H143L144 88L143 89L144 91L140 90L141 91L140 92V91L137 90V93L139 92L141 94H139V93L138 94L136 93V94H137L138 98L140 99V101L143 103V105L145 107L146 106L148 107L149 104H146L147 102L144 103L145 100L148 101L146 99V96H145L146 95L145 92L147 91L146 84H145ZM155 87H156V89L158 87V89H157V93L158 94L157 95H155L156 94ZM178 87H182V89L181 88L179 89ZM183 87L186 88V89H183ZM4 89H6V90H4ZM11 89H12V91H10ZM116 89H117V91H116ZM122 89H124V90H122ZM164 89L169 90L170 91V94H169V91L167 92L168 93L167 94L166 93L167 90H164ZM121 90H122V92H121ZM181 90H182L181 94L184 93L183 94L184 96L183 95H180L179 91H181ZM185 90H186V92L188 94L185 93ZM83 91H84V93H83ZM161 91H163V95L164 96L162 95V92ZM176 91L178 92L177 94H176ZM117 92H119L120 94L117 93ZM3 93L5 94V96H3L4 95ZM159 93H160V95H159ZM165 93H166V95H165ZM172 93H174V96L177 97V98H175ZM110 94H112V95H110ZM175 94L178 95V96H176ZM158 95L161 96V98H159ZM168 95L171 96L170 99L166 97ZM144 96H145V98H143ZM156 96L158 97V99H157ZM172 96H173V98H172ZM180 96H181L182 99L179 98ZM188 96H189V99L187 98ZM262 96H264V93L262 94ZM4 97H6V98H4ZM162 97H163V99H164V97L166 99H168V100L165 99L166 100V103L169 102L168 105H165L164 104V101H163ZM174 98H175V100H174ZM160 99L162 101H160ZM181 100H184V101H181ZM170 101L171 102L173 101L172 103H174V104H171ZM176 101H177V103H176ZM178 101L179 102L181 101L180 102L181 105H180V103H178ZM189 101H191V102H189ZM160 102H163V103H160ZM183 102L186 103V104H184ZM252 102H253V99H252ZM252 102L250 103L252 105V107H253L254 104H256L254 106L255 109H256L257 104L261 105V106H259L260 108H257V110H256L255 113H256L257 118H259V116H260V115H257V114L258 113L259 114L262 113L263 114V116H262L263 118L262 117H260V118L264 119V112H263L264 111V106H263L264 105V102H261V103H257V101H256V103L255 102L252 103ZM175 104H179L180 106L179 107H176ZM150 105H151V103H150ZM251 105H250V107L248 106L249 108L247 109V111H251ZM132 106L133 105L132 104H129L128 101H125L124 102V107H127V108H124V112L126 113L128 111V109H129V114H126V115H127V117H129L128 118L129 120H130V117H131V121L129 122L130 125H132L131 122L134 121L133 120L134 118H132L133 116L131 115V113L133 112V108H134V106L133 107ZM171 106H172V114L174 113L175 115H172L170 113L171 112L170 111L171 110ZM173 106H175L176 108L173 107ZM161 107L162 108L165 107V109H163V112H161L162 111ZM181 107H183V108L181 109ZM185 107L187 109L189 108L188 109V112L185 111V112H187L186 114H184L185 112L183 113V111L186 109ZM150 108L153 109V107H151V106H150ZM168 108H170V110H167ZM177 108H178V110H181L179 112H181L182 114L178 112ZM254 108H253V110H254ZM125 109H126V111H125ZM262 109H263V111H262ZM189 110H191V111H189ZM194 111H196V112L193 113ZM164 112H165V114H164ZM188 113L190 114V116H189ZM155 114H157V115H155ZM167 114H168V116H167ZM183 114L186 117L189 116L188 117L189 119H191L193 117V120L192 119L189 120L188 118H185L186 121H187V119L189 120L187 122L185 120H182L183 119V116H184ZM199 114L201 115V118H202L203 121H201L200 116L199 117L197 116L198 118L196 117V115H199ZM164 115H165L166 118L164 117ZM178 115L179 116H182V117H179ZM152 116L154 117V120H153V117ZM156 117H158V118H156ZM233 117L235 118V115L234 114H233ZM175 118H176V120H178V121H176L178 123H182L183 121L186 122L185 123V127L183 126L184 123H182L180 127H179V124L178 123H175L176 124L175 125L174 124ZM168 119H169L170 122H167ZM91 121H92V124L94 123L93 125H90V122ZM198 121H199V123H198ZM164 122L166 123V126L167 125H169V126L166 127ZM190 122H191V124H189ZM236 122H237V119H236ZM192 123L193 124L195 123V124L192 125ZM262 123H264V120L262 121ZM158 124L160 126L162 125L161 128H160V126L158 127ZM170 124L171 125L173 124V125L171 126ZM187 124L192 125L191 128H190V131L192 129V132L194 134L192 133V135H191L192 138H190V139H193L194 138L195 141H194V139L193 140L187 139L188 136H190L189 134H191V133H189V128H187V126H188ZM196 124L199 127H197ZM201 124H202V126H203V124H206V125H204L202 127ZM130 127L133 128V127H137V126L136 125L135 126L132 125ZM196 127L199 128L198 130H201V131L203 130V132H200L199 131V133L200 134L202 133L203 135L202 134L199 135V133L196 132L197 133V136H200V138L198 137V139H197L196 136L193 137V135H195V131H198ZM236 127H237V129H235ZM167 129H168V131H167ZM172 129H173V131H172ZM184 129H188V132L185 131ZM170 130H171V132H170ZM178 130H177V132H179ZM89 131L91 133V136H90ZM100 132H101V129H100ZM168 132H170V133H168ZM185 132H187V133H185ZM87 133H89L88 134L89 136L87 135ZM167 133L169 134V138L167 136ZM170 134L172 135L171 137H170ZM186 134H187V137H185ZM205 135H208L207 138H206ZM223 135H225V136H223ZM246 135H248V137ZM133 136L135 137L136 135H133ZM139 137H141L142 139H145L144 137H146V136L143 133V135L142 136L140 135ZM208 137H210V138H208ZM136 138L137 137H135V139H134L131 136L130 141H131L132 149L134 148L133 145H136V147L137 146L139 147V145L136 144L137 142L135 143L136 140L139 141L138 143H140V145L142 144V146H140V147L144 148V146L146 144L145 142L147 140L146 141H144V140L141 141L140 140L141 138L140 139L139 138L136 139ZM221 139H224L225 141L224 140H221ZM176 140H178V138ZM198 140H202V141H198ZM130 141H129V143H130ZM196 141L197 142H200V144L199 145L196 144ZM223 141L224 142H227V144L229 145V147H227V145H225V143ZM155 142H157V141H155ZM191 143H194L195 146H194V144L191 145ZM122 145L123 144L120 145L119 142L116 145V147H117V149L119 151H117L115 153H116V155L119 156V158H112L113 159V164H114L113 171H116L117 170V173L116 172H114V173L118 177H121L120 176V173H121V168H122V165H123V159L126 158V159H129L132 162L134 160V159H132V156L133 155H131V158H130L129 155H127V153L125 151V150H127V152H129L128 149L125 148V146H122ZM196 146L197 147L199 146V147L197 148ZM222 146H224L225 148H223ZM138 147L135 148V151L134 152L132 151L133 154L134 153L136 154L137 152H140V151L143 152L142 150L145 149V148L144 149H142V148L140 149V147H139V149H140L139 150ZM195 147H196V149H195ZM154 149H153V152L157 151V149H155V150ZM192 149H193V151H192ZM88 151H89V153H88ZM158 151L155 152V154L156 153L157 154H160L159 156L160 157H163V158L166 156V155L165 156H161V152L159 153ZM163 151H164V153H163ZM168 152L166 153L167 156L164 158L165 160H168V158H170V155L171 154H169ZM144 153H146V152H144ZM229 154H230V156H229ZM136 156H137V154H136ZM136 156L134 155V157H136ZM244 157H245V159H244ZM191 158H193V159L191 160ZM19 164H21V165H19ZM145 164H147V163H145ZM2 165H4V166H2ZM5 165H6V167H5ZM234 167L236 169H233ZM135 168L139 169L138 166H136ZM148 168H150V165L149 164H148ZM237 168H238V172L235 171V170H237ZM94 169H95V172H94ZM192 169H195V171L197 173V174L195 173V176L196 177L199 175L197 178H194V174L192 175V173L195 172ZM182 171H184V173ZM236 172H237V174H236ZM176 173L177 174L183 173L184 178H182L183 177L182 174L180 175L181 176V179H180L179 175H178V177H175V174ZM138 174H140V179L141 180L144 178L143 176H145V174H142V173H138ZM141 174H142V177L143 178H141ZM190 176L192 178L191 180H190ZM173 177H175V178H173ZM59 178H60V180H59ZM186 178H188V179H186ZM213 178L215 179V181H214ZM234 178L235 179L237 178V179L235 180ZM174 179H176V182L177 183H175V180ZM183 179L185 181L186 180H189V181L188 182L187 181L185 182ZM232 179L235 180L237 183H234L235 181H233ZM67 180H68V182H67ZM192 180H194V181H192ZM256 180L257 181L259 180V182H260L257 185H256ZM53 181H50V182L52 183ZM101 181L103 182V180H101ZM130 181L132 182V184H129V188L128 189H131V191L134 194H136L137 192L140 191L141 188H140V186L137 183H135V181L133 179H131ZM211 181H212V183H211ZM183 182H184V184H183ZM191 182H193V183H191ZM196 182L197 183L199 182V183L197 184ZM180 183H181V185L183 184L185 187L179 185ZM195 183L197 185H195ZM174 184H176V186H174ZM177 184H178V187H177ZM192 184L195 187L194 186L192 187L191 186ZM200 185H202L201 186L202 188L200 187ZM188 186H189V188H188ZM230 186H231V188H230ZM249 186H251V187H249ZM117 187H118V190L122 189L121 186H118L117 185ZM181 187H183L187 191L186 192L187 194L185 192H183L185 194V196L188 197L191 194L188 198L186 197V200H185L184 194H182L183 188H181ZM192 188H194V189H192ZM225 188H226V192H225ZM126 189L127 188L123 185V189L121 190V192H124V190H126ZM105 190H106V188H105ZM180 190H181V193H180ZM108 193L109 192H107V193L105 192V194L103 195L104 198H103V201H102V206H101V203H99L100 206H98L99 209H100L99 210L100 211V214L102 216V219L100 218V220L102 222L103 220H107L108 219L109 221L107 220V221H105V223H108V224L110 223L112 225H120L119 223L122 222L121 225H123V221H121V219L123 218L124 220H126V217L125 216L123 217V215H119V217L121 216L122 218L120 217L121 219H119L117 217L118 218L117 219L116 217H114V214L110 215V213L107 212L108 202H109V198H110V194H108ZM228 194H229V196H228ZM208 195L210 197H208ZM142 196H145V193H143ZM171 196H173V199L171 198ZM238 197H239V199H238ZM122 199H124V195L122 196ZM171 199H172V201H171ZM175 199H176V201H175ZM236 199H237V202H236ZM140 200H142V198ZM179 200H181L182 203ZM190 200H191V198H190ZM132 201H133V199H132ZM183 202H184V204H183ZM185 203H186V205H185ZM184 205H185V208H184ZM252 205H253V207H252ZM136 206H137L136 208H138V211L140 213L139 201H137ZM175 207L178 208V211H177V208H175ZM228 207L230 208V212H229L230 215L228 213H226ZM173 208H175V209H173ZM180 208L184 212L183 211H180L181 210ZM132 209L133 208L129 207V210L130 211ZM161 210H163V211H161ZM176 211H177V213L179 215L176 214ZM180 212H181V214H180ZM182 212H183V214H182ZM104 215H106V216H104ZM147 215H148V213H147ZM225 215L227 217H225ZM248 215H250V216H248ZM113 217H114V219H113ZM163 217H165V218H163ZM189 218L192 219V217H189ZM119 220H120V222H119ZM192 220H191V222H192ZM209 220H210V223H209ZM189 221H190V219H189ZM198 224H200V225H198ZM212 225H214V226H212ZM220 225H221V227H220ZM226 225H227V227H225ZM222 227H223V229H222ZM212 228L213 229L215 228V229L213 230ZM225 230H226V232H225ZM198 231H200V232L202 231V232L199 233ZM208 231H209V233H208ZM158 233L161 234V235L164 234V238H163V241L162 242H159V239H158L159 237H157L158 236ZM204 233H205V237H204ZM256 233H258V234H256ZM170 234H171V237L173 236L172 238H169L170 237ZM200 234L201 235L203 234V235L201 236ZM209 234H212V235L210 236ZM223 234H225V235L222 238V235ZM217 235H219V236H217ZM225 237L227 239H224ZM253 242L255 244H253ZM147 244L149 245V247H147L148 246ZM150 244H152L151 247H153V249H152L151 252H150ZM142 245H143V247H142ZM190 247H191L192 251L189 250ZM252 248H253V250H252ZM147 251H149V252L147 253ZM178 253H179V255H178ZM222 255H223V257H222ZM193 256H194V258H193ZM177 258H178V260H177ZM60 260H64V258L63 259H60ZM92 260H94V258ZM153 260H154V263H153ZM195 261H193V262H195ZM90 262H88L87 264H89ZM27 264H29V263H27ZM195 264H202V261H200V263L199 262L198 263L196 262Z\"/></svg>", "mask_w": 264, "mask_h": 264}]
</instances>
